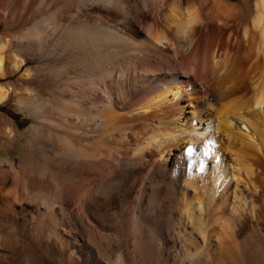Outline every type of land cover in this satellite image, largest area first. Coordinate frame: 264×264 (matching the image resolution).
<instances>
[{
  "label": "bare ground",
  "instance_id": "bare-ground-1",
  "mask_svg": "<svg viewBox=\"0 0 264 264\" xmlns=\"http://www.w3.org/2000/svg\"><path fill=\"white\" fill-rule=\"evenodd\" d=\"M7 97L65 182L12 163L13 194L67 264H264V0H0Z\"/></svg>",
  "mask_w": 264,
  "mask_h": 264
},
{
  "label": "rangeland",
  "instance_id": "rangeland-1",
  "mask_svg": "<svg viewBox=\"0 0 264 264\" xmlns=\"http://www.w3.org/2000/svg\"><path fill=\"white\" fill-rule=\"evenodd\" d=\"M228 1L235 3L238 0ZM29 65L33 68L38 66L33 59H29ZM34 78H36L35 81L28 83V86L31 89L32 95H37L35 96V99H39L38 94L36 93L39 89L43 90V92L41 91L42 98L45 101H52L53 99L50 95V86L52 84L49 83V85H47V81H42L41 78L37 76ZM48 112L49 111L46 112L48 116L55 118L54 113L50 112L49 115ZM11 113L17 114V117H14ZM5 120L8 121V123ZM32 124L33 119L26 112L18 109V105L14 98L7 97L4 101L0 102V238H2L0 239V245L2 248L9 250L10 254H12L10 246L14 248L16 253V258L14 260L16 263L14 264H67V257L74 254V252L72 253V249L77 248L78 245L75 246L74 243H71V245H69L71 248L68 247L63 253L62 250L59 249L54 237L39 240L36 236L32 235V224L34 222H32L31 219L36 215V212H34L36 209V202L31 201L28 198L23 199V196L20 198H15L14 196V173L16 172L12 163H15L16 166L22 164L28 171L35 170V172H43V177L45 178L43 179L46 187H51L52 184V187L56 185V195L57 192L60 191L59 189L64 187L65 182L58 179L53 180L51 177V171L48 170L46 172V163L53 165L55 161L48 160V157L45 156L47 153L41 145V142L43 140L45 141L43 133L38 129L32 128ZM10 125L14 127L17 133L11 140L7 139L3 132V129ZM57 129L62 130L59 129V127ZM77 174H79V172ZM65 175H67V172ZM78 177L79 178L74 187L76 186L75 191L80 192H75L73 194L74 197L65 193H62L63 195H61L65 199L69 201L71 200L69 208L73 212L79 213L83 216V175H79ZM2 179H4V183L1 181ZM58 182L59 184H62L60 188H58ZM69 183L71 182L68 181L66 184ZM57 219H59V217ZM71 224L75 225L76 223L75 221H72ZM78 233L79 232L76 230V235L80 238L81 244L83 243V235L81 231L79 234ZM78 248H80L78 251L82 256L83 247L80 246ZM4 263L5 259L0 261V264Z\"/></svg>",
  "mask_w": 264,
  "mask_h": 264
},
{
  "label": "trees",
  "instance_id": "trees-1",
  "mask_svg": "<svg viewBox=\"0 0 264 264\" xmlns=\"http://www.w3.org/2000/svg\"><path fill=\"white\" fill-rule=\"evenodd\" d=\"M14 117H17V114H15V113H11Z\"/></svg>",
  "mask_w": 264,
  "mask_h": 264
},
{
  "label": "snow or ice",
  "instance_id": "snow-or-ice-1",
  "mask_svg": "<svg viewBox=\"0 0 264 264\" xmlns=\"http://www.w3.org/2000/svg\"><path fill=\"white\" fill-rule=\"evenodd\" d=\"M192 149H189V153H191Z\"/></svg>",
  "mask_w": 264,
  "mask_h": 264
}]
</instances>
